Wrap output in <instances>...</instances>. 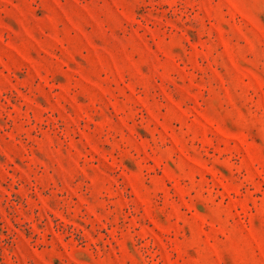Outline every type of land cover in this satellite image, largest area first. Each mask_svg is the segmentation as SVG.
<instances>
[{
    "label": "rangeland",
    "instance_id": "374dc122",
    "mask_svg": "<svg viewBox=\"0 0 264 264\" xmlns=\"http://www.w3.org/2000/svg\"><path fill=\"white\" fill-rule=\"evenodd\" d=\"M0 264H264V0H0Z\"/></svg>",
    "mask_w": 264,
    "mask_h": 264
}]
</instances>
